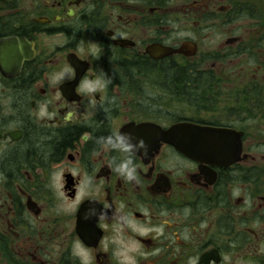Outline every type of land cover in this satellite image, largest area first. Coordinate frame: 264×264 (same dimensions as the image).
<instances>
[{"label": "flooded vegetation", "instance_id": "obj_1", "mask_svg": "<svg viewBox=\"0 0 264 264\" xmlns=\"http://www.w3.org/2000/svg\"><path fill=\"white\" fill-rule=\"evenodd\" d=\"M0 264H264V0H0Z\"/></svg>", "mask_w": 264, "mask_h": 264}, {"label": "water", "instance_id": "obj_2", "mask_svg": "<svg viewBox=\"0 0 264 264\" xmlns=\"http://www.w3.org/2000/svg\"><path fill=\"white\" fill-rule=\"evenodd\" d=\"M10 40H11V42H12V41H15L14 39H10ZM8 44H9V43H8ZM174 131H175L174 128H173V129H170V130H168V131H165V132H164V140L173 143V144H174L179 150L182 151L183 148L181 147V145L179 144V142L177 143V142L174 140V136H175V135H173V134H174Z\"/></svg>", "mask_w": 264, "mask_h": 264}]
</instances>
